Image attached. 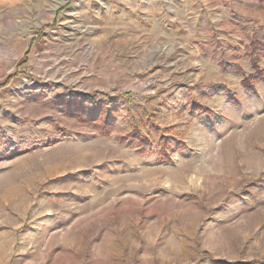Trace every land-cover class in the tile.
<instances>
[{"label":"rangeland","instance_id":"374dc122","mask_svg":"<svg viewBox=\"0 0 264 264\" xmlns=\"http://www.w3.org/2000/svg\"><path fill=\"white\" fill-rule=\"evenodd\" d=\"M257 32L256 0H0V264H264Z\"/></svg>","mask_w":264,"mask_h":264},{"label":"trees","instance_id":"16d2710c","mask_svg":"<svg viewBox=\"0 0 264 264\" xmlns=\"http://www.w3.org/2000/svg\"><path fill=\"white\" fill-rule=\"evenodd\" d=\"M258 1L259 6L264 11V0H256ZM235 19L238 21H243L245 23H251L253 20L250 18L242 17L240 15H234ZM249 41V46H250V56H251V61L253 62L254 67L257 66L260 56L263 54L264 55V34L262 32H257L254 34L253 37L248 39ZM223 67L227 68L226 70H234V71H239L237 67L232 66V67H227L225 64H223ZM259 72V71H258ZM261 79L264 80V77H261ZM250 79H245L243 82V86L245 90L248 93L251 94H256V89L253 87L252 83H249ZM7 85V83H6ZM220 90H225L224 88H220ZM60 101L57 102L58 105L66 106L68 108H73L74 106L78 107V110H81L82 112H87L88 110H91V107H95L89 97L85 96H76L72 95L71 97H65V98H60ZM77 109V108H76ZM103 115L106 116V123H107V128L110 129L109 127H112V123L109 120V111H107V108H105L103 111ZM207 114H209L207 111H205ZM109 122V123H108ZM113 122V121H112ZM100 133L108 135L110 133L109 130H100Z\"/></svg>","mask_w":264,"mask_h":264},{"label":"bare ground","instance_id":"6f19581e","mask_svg":"<svg viewBox=\"0 0 264 264\" xmlns=\"http://www.w3.org/2000/svg\"><path fill=\"white\" fill-rule=\"evenodd\" d=\"M188 177V176H187ZM189 178V177H188ZM192 184V183H191ZM18 193V188H16L15 186H12V187H7L6 188V190L4 191V197H2V198H4V200L7 198V197H9L10 195H12V197H13V194L14 193ZM22 198V196L21 195H19V199H21ZM7 200H9V198L7 199Z\"/></svg>","mask_w":264,"mask_h":264}]
</instances>
